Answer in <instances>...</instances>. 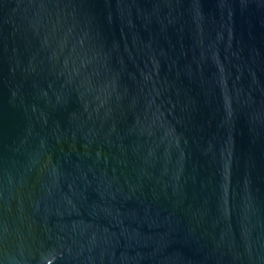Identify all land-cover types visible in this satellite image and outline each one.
Wrapping results in <instances>:
<instances>
[{"label": "water", "instance_id": "obj_1", "mask_svg": "<svg viewBox=\"0 0 264 264\" xmlns=\"http://www.w3.org/2000/svg\"><path fill=\"white\" fill-rule=\"evenodd\" d=\"M0 264H264V0H0Z\"/></svg>", "mask_w": 264, "mask_h": 264}]
</instances>
